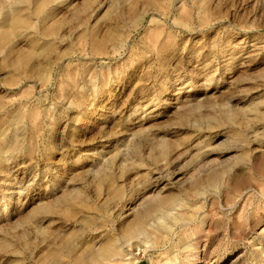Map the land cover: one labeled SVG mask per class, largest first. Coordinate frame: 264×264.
Listing matches in <instances>:
<instances>
[{"label":"rangeland","instance_id":"rangeland-1","mask_svg":"<svg viewBox=\"0 0 264 264\" xmlns=\"http://www.w3.org/2000/svg\"><path fill=\"white\" fill-rule=\"evenodd\" d=\"M0 264H264V0H0Z\"/></svg>","mask_w":264,"mask_h":264}]
</instances>
